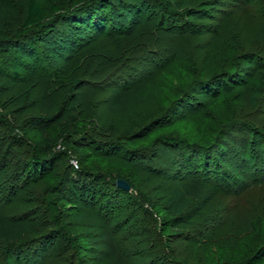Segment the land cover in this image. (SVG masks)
<instances>
[{
    "label": "rangeland",
    "instance_id": "rangeland-1",
    "mask_svg": "<svg viewBox=\"0 0 264 264\" xmlns=\"http://www.w3.org/2000/svg\"><path fill=\"white\" fill-rule=\"evenodd\" d=\"M103 2L109 19L104 34L88 27L90 22L80 27L53 14L45 38L35 42L34 69L21 70L27 83L0 75V164H5L0 216L33 222L40 229L21 248L0 240V264L105 263L99 260L103 241L86 238L76 260H68L71 250L61 259L55 256V249L64 248L59 241L68 236H76V245L79 237L98 236L90 233L91 222L75 227L70 206L60 199L65 191L56 195L70 177L79 180L73 188L80 207L75 212L94 215L98 205L110 211L108 227L115 232L106 245L123 253L122 264H206L217 250L235 248L249 236L264 239V0L245 6L240 0H173L170 10L155 0ZM57 3L70 19L86 16L73 14L78 0ZM0 4L10 9L0 29L1 62L15 52L25 0ZM132 19L139 23L126 35ZM179 22L185 32H169ZM77 30L79 37L73 35ZM259 40L262 50L255 52ZM40 71L58 79L52 85L49 79H34ZM236 73L247 75L244 84L236 83ZM140 84L137 103L115 115L106 110L110 89ZM48 87H57V110L77 104L61 124H46L54 150L66 158L54 165L52 177L36 180L25 168L15 174L17 166L10 170V165L17 161L23 167L38 155L37 129L43 123L35 109ZM11 138L23 146L13 147L4 161ZM249 170L259 175L249 176ZM117 179L127 182L128 195L113 196ZM192 179L215 184L221 193L202 210L193 204L183 228L160 235L157 229L169 220L161 205L175 184ZM49 196L51 213L41 201ZM52 217L63 219V235L54 243L44 238L55 233ZM36 249L48 251L43 256Z\"/></svg>",
    "mask_w": 264,
    "mask_h": 264
},
{
    "label": "trees",
    "instance_id": "trees-1",
    "mask_svg": "<svg viewBox=\"0 0 264 264\" xmlns=\"http://www.w3.org/2000/svg\"><path fill=\"white\" fill-rule=\"evenodd\" d=\"M78 1H80L81 4L73 10V14H75V16L86 14L85 18H83V21H75L73 19H70V17L68 16L72 15H70V13H67V11L60 10L62 8L58 6V0H25V12L16 31V38L14 40V42L16 43H14L15 45H13L15 46V52L12 50L11 52H9L10 56L6 55V57H8V61L0 62V75L7 76L14 81L19 80L20 78L25 81V78L21 77V70L25 67L27 69H34V63L32 59L34 60L33 52L35 51L36 43L38 41L41 42L45 38L46 30L50 29L48 26V29H45V25H47V19L49 18V16L53 14H55L59 18H64V21L66 22H77L76 25H79L80 27L82 24L90 22L89 24H87L88 27H92V29L94 31H97L99 34H104L106 25L109 22V19H106L103 13L106 7V3L103 2V0H97L94 3L90 2L89 0ZM155 1L164 6L167 10H170V8L174 5L173 0ZM240 1L243 2L244 6L252 2V0ZM177 8L180 7L177 5ZM87 14H89L91 18H88L89 16H87ZM182 14L186 17L189 16V12L187 11L183 12ZM9 15L10 9L4 4H0V29L4 27L6 19ZM136 15L134 14L133 17L136 18ZM75 16L72 18H75ZM138 23L139 22L137 21V19H132V21H130L129 25H127L126 27L125 34L131 35L136 29ZM181 24L182 23L179 22V24L177 23V25H172L169 32L177 31V33L179 34L184 33L185 28L181 26ZM73 35L75 37H79L78 30ZM262 45V40H259L258 42L254 43L253 48L255 49V52H259V50H262ZM230 58L231 57L229 56V59ZM11 61H16L14 63L15 65H12ZM18 62L22 63V65L18 64ZM246 62L248 61L244 60V63ZM262 64L264 67V60ZM41 74L42 75H35L34 79L36 77H43L49 79L51 85L53 82L56 81V79H58V76L55 74L48 75L42 72ZM246 76L247 75L244 74L237 75L236 77L232 75V77H235L236 83L238 85H242L246 82ZM24 83H27V81H25ZM143 85L140 84L125 90L110 89V98L106 104V110L113 115L126 111V109L130 105H133L139 101ZM62 86L63 85L61 84L60 87ZM56 88L57 87L54 88V91L49 87L45 88L41 92L37 100V105L35 109L36 114L39 116L40 120L43 123V125H41L37 129L38 136L35 144L38 155L37 157H32L30 162H26L25 164H23V167L22 164L18 165L17 161L15 162L16 164L12 163L10 165V170L17 166L16 168H14L16 170L15 174H19L20 169L25 168L27 172L32 174L33 178L36 180L48 179L49 177H52L55 172L56 167L54 165L57 163H62L66 158L63 153L54 150L56 144L55 141L51 138V136L48 135V125L46 124H49L51 122L61 124L68 116L69 112L67 110H69L72 105L76 106L77 103H69V108L66 111H64L66 108L64 105L61 107L60 110H57L56 96L54 93L56 91ZM21 146H23L22 141L17 138H11L8 146L5 147L4 151L6 152V154L3 157V160H6L10 150L13 147ZM251 166H253L252 169H255L254 165ZM4 169L5 164H2L1 161L0 171ZM247 174L253 177L259 175L257 174V172L254 173V171L251 170L247 171ZM78 182V179H73L72 177L65 179L61 185V188L56 191V195L61 194V192L65 191L64 195L60 196V199L62 200L64 206H70V209L68 211L73 212L71 217L73 224H75V227L79 224L86 225L91 222L93 223V225L89 228V231L90 233H97L98 236L86 235L79 237L80 239H78V245L75 244L76 236H73L72 239H70V237L68 236L65 238V241H59L58 245L64 243V248L60 249L58 247V249H55V256H58V258L61 259L67 252H69V250H71L68 253V260L69 258H74V260H76L79 251L78 246H81V241L85 240L86 238L89 242L103 241L98 245V247L101 248L99 252V260L105 261L104 264H122L123 253L116 247H108L106 245V241L110 242V237L115 232V230H113L114 228L110 229L108 227L111 222V219L109 217L110 211L105 213L102 210L105 206L100 205L102 207L101 208L98 205V209L94 215L91 214L89 211L75 212L74 209L78 210L80 208L79 200H77V197L74 196L77 192L75 189H73ZM7 184L9 185V183ZM114 187V193H112L113 196L115 194L118 195V193L128 195L127 191L120 189L116 186ZM220 193L221 192L218 186H216L215 184H208L206 180L200 181L197 179H192L175 184L170 191L169 197L161 205L162 211L169 218V220L162 223L161 227L157 229L159 234L165 236L168 230L183 228L184 224L189 221L192 217L190 215L191 212L189 211V209L193 204L195 205L196 210H202L213 197L219 195ZM51 200V196H49V198L41 197V201L44 204L45 212H52L51 210L53 204L51 203ZM101 210L103 211V213ZM58 213L61 214L60 211ZM21 220L22 219L12 220L0 216V240L4 241L6 244L13 246L15 244L17 248H21L20 245L23 244L25 240H27V237L30 238L38 234L40 229L35 223ZM61 224H63V219H60L58 217H52L51 225L54 226L55 233H51L50 235L48 234V236H44V238H49L54 243L55 238L60 235H63L59 227ZM72 246H74L73 249H66L67 247L72 248ZM15 250L23 251L24 249ZM37 251L38 254L40 252L44 256L47 253L46 251H48V249H36V252ZM213 256V261L206 264H264V239L259 238L258 240H255L253 236H249L246 238V240H244L241 245L235 248L228 247L225 250H217V252Z\"/></svg>",
    "mask_w": 264,
    "mask_h": 264
},
{
    "label": "water",
    "instance_id": "water-1",
    "mask_svg": "<svg viewBox=\"0 0 264 264\" xmlns=\"http://www.w3.org/2000/svg\"><path fill=\"white\" fill-rule=\"evenodd\" d=\"M115 186L118 187V188H120V189H123V190H125V191H127V192L130 191V187H129V185L127 184L126 181H124V180H122V179H117V180L115 181Z\"/></svg>",
    "mask_w": 264,
    "mask_h": 264
}]
</instances>
